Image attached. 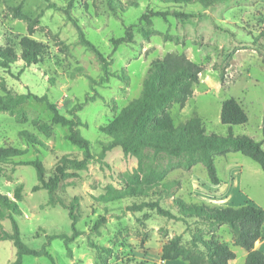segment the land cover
<instances>
[{"label": "rangeland", "instance_id": "rangeland-1", "mask_svg": "<svg viewBox=\"0 0 264 264\" xmlns=\"http://www.w3.org/2000/svg\"><path fill=\"white\" fill-rule=\"evenodd\" d=\"M118 1L113 10L108 0H75L70 8L66 0H0V43L14 45L19 53L18 39L28 34V20L15 14L14 8L20 5L24 15L37 21L30 37L47 47L38 63L25 64L19 58L7 70L0 68L5 80L0 94L29 95L22 105L25 121L0 112V145L27 150L12 163L0 166V193L15 199L22 210L16 217L22 241L33 249L45 245L48 253L24 255L21 264H187L160 256L169 238L182 234V242L188 241L186 225L150 208L132 209L143 200L158 198V194L111 201L101 198L110 190L129 185L134 173L142 174L137 159L125 155L118 146L103 157L99 155L110 141L100 127L139 95L142 79L155 58L179 53L202 67L193 95L184 106L174 104L169 109L175 124L196 115L207 133L226 136L229 130L220 120L221 104L233 97L248 119L232 126V134L247 135L261 142L264 149V62L251 43L253 36L264 31V0H220L211 6L169 0ZM149 11L166 14L152 16L149 25L140 24L139 18ZM177 11L188 16L178 18L174 16ZM129 26L133 40L114 48L111 39L123 36ZM144 26L151 31L147 38L141 29ZM81 33L106 58L107 73L95 52L82 42ZM260 40L264 42V37ZM33 95H45L61 114L73 116L79 123L77 130L90 142L92 158L84 168H66L76 174L60 181L52 194L53 205L47 204L46 189H32L39 184L35 170L22 162L39 158L45 178L50 179L62 157L83 159L85 153L66 139L67 127L51 123V111ZM41 122L51 124L49 134L38 128ZM25 129L37 135L42 144L32 146L20 137L19 131ZM214 163L218 184L209 181L201 164L167 171L163 181L175 180L177 184L160 199L161 206L175 212L174 197L237 206L243 204L246 193L264 207V172L256 162L232 152L215 156ZM18 186L22 189L20 198L14 195ZM70 206L78 235L69 241L58 237L48 242V235H72ZM1 222L10 229L8 220ZM227 233V226L217 231L222 239ZM231 247L236 253L235 264H244L246 251ZM15 259L12 240L0 241V264H13Z\"/></svg>", "mask_w": 264, "mask_h": 264}, {"label": "trees", "instance_id": "trees-1", "mask_svg": "<svg viewBox=\"0 0 264 264\" xmlns=\"http://www.w3.org/2000/svg\"><path fill=\"white\" fill-rule=\"evenodd\" d=\"M67 8H70L75 0H66ZM176 4L200 3L211 6L220 0H169ZM118 0H108V4L114 10ZM15 14L28 20L27 35H21L18 39L17 53L14 45L0 43V68L7 70L11 64L19 58L25 64L38 63L46 52V45L30 35L33 33V24L36 20H30L20 11V5L14 8ZM66 13L68 11L66 10ZM166 13L153 12L143 14L139 23L144 25L151 23L152 16H164ZM174 16H188L182 12H174ZM147 26L141 27L144 37L151 33ZM264 31L253 36L251 41L254 49L264 62ZM82 42L91 48L101 63L104 73L108 72V63L104 55L81 33ZM133 33L131 26L126 28L123 36L112 38L113 47L119 44L131 42ZM202 67L187 58L184 54L166 53L164 56L153 59L142 79L141 90L137 97L131 99L119 113L100 130L110 137V141L103 145L99 154L120 147L125 155H132L137 159L142 174L134 173L131 183L120 190H110L102 195L105 201L124 198L127 196L147 197L149 194H158L154 200H143L133 205V210L150 208L169 220L180 221L186 225L184 232H188L189 239L182 242V234L175 235L165 241L161 247L162 260H181L187 264H229L236 258L233 246H239L246 251L244 264H264V252L255 247V242L262 236L264 225V210L252 203L230 205H209L204 202H187L180 197L173 198L175 212L164 208L160 199L171 193L177 181H163L167 171L174 168L189 169L196 164H201L209 181L219 183L214 159L215 156H224L228 153L238 152L256 162L264 172V149L262 143L255 141L247 135H233L232 126L247 122V114L242 106L233 97L222 101L220 120L228 126L229 134L226 136L215 133H207L199 116L190 118L175 124L169 109L174 105L184 106L186 101L193 95L194 86L199 82V74ZM0 88L5 90V80L0 75ZM35 98L45 102L52 113L51 123L67 127L66 139L73 145L84 150L83 159L62 157L56 167L53 177L45 178L43 163L39 158L22 162L32 166L38 180L33 190L46 189L49 194L47 204H55L52 194L60 181L66 176L76 173L66 171L67 167L81 169L86 166L90 153V142L77 130L78 122L75 118L61 114L56 106L48 101L45 95ZM28 94H0V112L15 114L19 121L26 120V113L22 107ZM38 128L46 134L51 130V124L41 122ZM264 140V124L262 128ZM28 144L41 145L40 139L28 130L19 131ZM27 152L12 145H0V166L12 163L14 158L20 157ZM155 188H158L157 191ZM21 186L15 189V197H21ZM69 216L72 220V235H48L47 241L54 238L72 240L78 235L75 229L76 216L73 206H70ZM22 214L17 201L7 194L0 193V241L12 240L16 248V259L13 264H21L24 255L40 256L48 255L45 245L41 249L28 247L21 239L20 229L16 217ZM2 220H8L10 229H5ZM189 220H193L189 222ZM193 225L191 228L189 226ZM221 225H226L232 235V243L223 240L217 231ZM97 250L103 247L96 246ZM131 264H141L134 262Z\"/></svg>", "mask_w": 264, "mask_h": 264}, {"label": "crops", "instance_id": "crops-1", "mask_svg": "<svg viewBox=\"0 0 264 264\" xmlns=\"http://www.w3.org/2000/svg\"><path fill=\"white\" fill-rule=\"evenodd\" d=\"M244 198H245V201L243 202V204L244 203H252V204H254V205L258 206V207H261L264 210V207L261 206L255 200H253V198L251 196H249L248 194L245 193L244 194ZM220 227L223 228V227H226V225H221ZM223 240H225V241H227V242H229L231 244L232 243V235L228 232L227 233V237L224 238ZM263 243H264V225L262 227V236H261V238L255 242V247L260 249V250H262L264 252V248L262 247ZM245 255H246V253H245ZM168 261H178V260H168ZM235 262H236V258L234 260H231L229 262V264H235ZM183 264H185V263H183Z\"/></svg>", "mask_w": 264, "mask_h": 264}]
</instances>
